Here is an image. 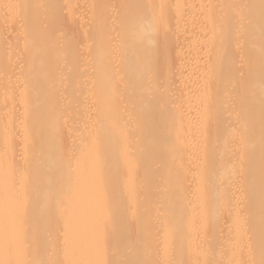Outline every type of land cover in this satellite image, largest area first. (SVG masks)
<instances>
[{
  "label": "bare ground",
  "instance_id": "1",
  "mask_svg": "<svg viewBox=\"0 0 264 264\" xmlns=\"http://www.w3.org/2000/svg\"><path fill=\"white\" fill-rule=\"evenodd\" d=\"M0 264H264V0H0Z\"/></svg>",
  "mask_w": 264,
  "mask_h": 264
}]
</instances>
